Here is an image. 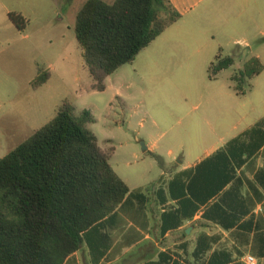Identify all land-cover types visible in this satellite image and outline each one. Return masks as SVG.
Listing matches in <instances>:
<instances>
[{
    "label": "rangeland",
    "instance_id": "1",
    "mask_svg": "<svg viewBox=\"0 0 264 264\" xmlns=\"http://www.w3.org/2000/svg\"><path fill=\"white\" fill-rule=\"evenodd\" d=\"M85 1L0 0V158L69 101L77 115L93 114L95 122L87 127L103 149L114 147L110 163L117 175L131 189L145 188L264 117V71L244 83L245 94L232 80L252 58L264 64V52L247 48H227L221 56L233 57L235 64L214 79L210 64L153 68L144 52L107 77L104 91L92 89L75 35ZM10 13L25 18V29L15 26ZM42 71L50 73L49 81L34 89L32 81ZM148 144L156 145L154 152L144 149Z\"/></svg>",
    "mask_w": 264,
    "mask_h": 264
},
{
    "label": "trees",
    "instance_id": "2",
    "mask_svg": "<svg viewBox=\"0 0 264 264\" xmlns=\"http://www.w3.org/2000/svg\"><path fill=\"white\" fill-rule=\"evenodd\" d=\"M9 16L19 30L25 29L22 15ZM180 18L169 0H87L77 13L75 35L92 89L104 91L107 77L133 63ZM234 64L233 57L217 56L209 67L210 78ZM263 71L258 57L248 61L232 77L238 93L245 94L244 83ZM49 78L48 71L40 72L33 88ZM75 111L72 102H64L52 121L0 158V264H62L80 248L84 233L103 226L120 208L152 203L149 188L131 190L117 175L110 163L114 147L103 149L87 127L95 122L93 114ZM249 142L255 146L264 142V119L176 176L169 194L179 200V208L165 213V221L178 227L186 210L193 208L189 214L193 216L197 204L216 197L234 178L233 168L228 171L230 158L258 149ZM160 201L165 202L161 197Z\"/></svg>",
    "mask_w": 264,
    "mask_h": 264
},
{
    "label": "crops",
    "instance_id": "3",
    "mask_svg": "<svg viewBox=\"0 0 264 264\" xmlns=\"http://www.w3.org/2000/svg\"><path fill=\"white\" fill-rule=\"evenodd\" d=\"M169 2L181 18L141 52L153 68L174 65L190 70L211 65L215 54L220 52L222 58L233 47L264 52V0ZM263 119L206 155L179 162L150 186L136 188H149L152 203L144 208L135 204L120 208L103 226L84 233L80 248L62 264H249V256L255 264H264V142L258 146L249 142L258 149L230 158L228 171L233 168L234 178L216 197L197 204L193 216H189L193 208L186 210V219L178 227L164 218L179 208V200L169 194L176 176L195 168ZM155 147L148 144V152Z\"/></svg>",
    "mask_w": 264,
    "mask_h": 264
},
{
    "label": "built area",
    "instance_id": "4",
    "mask_svg": "<svg viewBox=\"0 0 264 264\" xmlns=\"http://www.w3.org/2000/svg\"><path fill=\"white\" fill-rule=\"evenodd\" d=\"M247 261L249 262V264H255V258H253V257H251V256H249V257L247 258Z\"/></svg>",
    "mask_w": 264,
    "mask_h": 264
},
{
    "label": "water",
    "instance_id": "5",
    "mask_svg": "<svg viewBox=\"0 0 264 264\" xmlns=\"http://www.w3.org/2000/svg\"><path fill=\"white\" fill-rule=\"evenodd\" d=\"M144 149L146 150V149H147V147H146V146H144Z\"/></svg>",
    "mask_w": 264,
    "mask_h": 264
}]
</instances>
